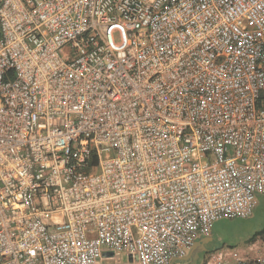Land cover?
Instances as JSON below:
<instances>
[{"label":"built area","instance_id":"built-area-1","mask_svg":"<svg viewBox=\"0 0 264 264\" xmlns=\"http://www.w3.org/2000/svg\"><path fill=\"white\" fill-rule=\"evenodd\" d=\"M261 195L264 0H0V264H172Z\"/></svg>","mask_w":264,"mask_h":264},{"label":"rangeland","instance_id":"rangeland-1","mask_svg":"<svg viewBox=\"0 0 264 264\" xmlns=\"http://www.w3.org/2000/svg\"><path fill=\"white\" fill-rule=\"evenodd\" d=\"M120 40L119 33H115ZM68 48L61 53L67 55ZM69 57V56H67ZM263 232V233H262ZM260 233V234H259ZM258 234L254 239V235ZM197 249L184 260L172 264H204L207 256L213 252H237L241 257H264V195L257 200V206L249 218L223 217L215 222L210 237L200 236ZM125 255L119 254L114 263H125Z\"/></svg>","mask_w":264,"mask_h":264},{"label":"crops","instance_id":"crops-1","mask_svg":"<svg viewBox=\"0 0 264 264\" xmlns=\"http://www.w3.org/2000/svg\"><path fill=\"white\" fill-rule=\"evenodd\" d=\"M105 253H110L108 256L110 257L109 261L106 260V264H137V257L136 256H130L128 253H121V254H124L125 255V263H114L115 262V259L116 257L119 255L117 254H112V252H105ZM106 256V257H108Z\"/></svg>","mask_w":264,"mask_h":264},{"label":"water","instance_id":"water-1","mask_svg":"<svg viewBox=\"0 0 264 264\" xmlns=\"http://www.w3.org/2000/svg\"><path fill=\"white\" fill-rule=\"evenodd\" d=\"M208 237H210V236H208ZM196 242H197V241H196ZM196 242H195V244L193 245L192 249L190 250L189 254H188L186 257L181 258V259H174L173 261H176V260H184V259H186L191 253H194L195 250L197 249V244H196ZM109 254H110V253H104V256L106 257V256H108ZM112 254H114V253H112ZM130 256H132V255H130ZM173 261H172V262H173Z\"/></svg>","mask_w":264,"mask_h":264},{"label":"trees","instance_id":"trees-1","mask_svg":"<svg viewBox=\"0 0 264 264\" xmlns=\"http://www.w3.org/2000/svg\"><path fill=\"white\" fill-rule=\"evenodd\" d=\"M263 233V232H262ZM260 234V233H259ZM258 234L254 235L252 238L254 239Z\"/></svg>","mask_w":264,"mask_h":264}]
</instances>
